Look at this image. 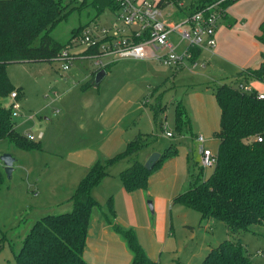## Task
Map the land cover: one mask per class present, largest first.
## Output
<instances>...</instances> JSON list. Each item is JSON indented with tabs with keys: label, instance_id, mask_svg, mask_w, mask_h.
<instances>
[{
	"label": "trees",
	"instance_id": "1",
	"mask_svg": "<svg viewBox=\"0 0 264 264\" xmlns=\"http://www.w3.org/2000/svg\"><path fill=\"white\" fill-rule=\"evenodd\" d=\"M71 0H69L70 2ZM183 0H158L161 7L174 4L182 16L183 12L194 13L212 4L215 0H187L185 9L180 10ZM237 0H222L220 7L226 9ZM65 0H0V140L21 151H43L39 141L29 140L16 131V122L12 116L13 101L22 97V88L13 86L7 76L6 67L14 63L56 62L60 50L79 36L88 26H78L71 32L66 44H59L48 36L59 21L74 12L75 7L67 9ZM92 6L95 16L107 10L114 14L119 9L117 0H82V6ZM226 13H223V17ZM231 24V23H229ZM256 41L264 46V20L258 28ZM39 39L37 46L34 41ZM192 61L199 58L200 50L191 49ZM87 53V51H85ZM88 54V53H87ZM257 68H246V74L233 79L229 85L216 83L212 90L215 103L220 111L219 129L213 135L217 142V164L205 179L190 184L188 190L173 198L172 203L194 210L200 222L212 219L222 222L227 233L235 236L241 232H250V227L259 225L264 228V99L259 100L254 91L244 92L240 86L252 82L264 84V53ZM110 67L108 65L105 69ZM81 86L85 90L95 84L94 76ZM154 126L162 129L164 106L156 102L149 106ZM175 122L172 131L175 138L186 133L191 136V127L181 102L174 108ZM261 137V143L254 138ZM155 139L150 134L139 133L126 143L124 150L103 162L96 161L82 176L70 197L71 210L62 214H49L35 220L22 239L21 247L15 254V264H88L83 256L86 245L88 222L92 210L99 204L91 195V190L107 175V169L113 164L131 162L118 174L124 191L134 192L145 189L150 174L159 168L168 158L177 154L176 144H171L160 153L159 160L152 170L144 168L137 159L141 149L146 148ZM201 168V167H200ZM4 173L0 169V188L4 182ZM106 213L103 218L112 225L115 233L122 238L132 253L130 264H160L150 260L140 247L132 229H122L112 222L115 215L113 200L107 199ZM178 264V263H175ZM200 264H255L239 240L225 239L211 247Z\"/></svg>",
	"mask_w": 264,
	"mask_h": 264
},
{
	"label": "rangeland",
	"instance_id": "2",
	"mask_svg": "<svg viewBox=\"0 0 264 264\" xmlns=\"http://www.w3.org/2000/svg\"><path fill=\"white\" fill-rule=\"evenodd\" d=\"M186 2L187 0H183L181 3L186 5ZM81 3L82 0H71L70 2L65 0L64 4H67V9L75 7V10L67 18L59 21V24L49 32L50 38L59 44H66L70 39L71 32L78 26L106 27L113 22L114 16L107 10L97 17L92 6L79 7ZM177 19H181V17ZM176 39V35L170 36L171 41ZM253 39L250 46H243L239 42L235 47V53L230 55V59L237 62L242 61L246 56H252V59L257 58L264 48L257 43L256 38L253 37ZM38 43L39 39L35 40L33 45L37 46ZM139 62L141 61L122 60L114 63L110 67L107 77L101 84L99 83L98 87L92 85L85 90L91 94L96 90H108L109 99L113 97L124 100L125 107L122 114L126 117L124 123L127 128L123 137L132 139L139 132L155 136L150 145L138 153L137 159L141 161L148 152L160 153L174 143L182 150L186 149V146L190 145L191 135L186 133L182 138L165 137L164 130L162 131L158 126H154L153 122L151 124L147 120L148 117L150 118V114L146 113L149 107L147 106L148 109L141 112L137 118L131 114L135 106L138 104L154 106L156 102H159L161 107L164 106L162 122L166 123L169 129H173L174 108L178 102H181L190 123L191 133L199 134L202 127H208L209 130L217 128V106L207 104L210 100L215 101L212 90L216 83L219 81L230 85L234 81L233 79L246 74L244 70L236 74L235 68L237 67L216 60L210 62L209 65L205 64V67L199 66L190 69L189 66L179 69L180 71L166 68L155 62L145 65ZM202 63L203 60L200 58L198 64ZM93 70L95 68L92 61L85 59L76 60L68 70H62L58 62H39L34 65L32 63L29 65L14 63L6 67L11 83H18L23 88L21 107L26 111L24 115L34 114L35 117L28 124L35 133L43 132L45 137L40 144L41 147L43 145L47 148L45 150L48 152H24L9 145L5 140H0V156L3 153L14 154L16 163L11 177L4 180L0 189V264H15V254L19 251L20 239L32 227L35 220L49 214H62L70 211L71 209L67 208L61 210L62 212L41 210H46L47 206L58 201H66L70 193H73L69 184H72L71 181L77 177L80 179V176L84 175L92 166L89 164L91 158L95 157L94 162L97 160L103 162L105 159L103 152L108 148L109 141L106 140L107 137L99 135L100 129L97 125L100 123V110L106 99H98L92 111L86 114L84 109L80 108L85 102L78 97L82 90L81 86L89 79L88 76ZM69 88H72L73 92L62 102L66 104L65 109H62L60 106L64 104L56 103L55 96ZM87 96L85 99H88ZM16 101L20 103L19 100ZM63 113H69V116H65V123H69V119L71 120V113L76 117L79 116L82 120L87 116L93 117L94 115L96 119L91 129L94 134L90 135L92 131L89 134L83 133L86 131L83 129L86 123L80 121L73 122L71 120L74 126L59 125L57 120L62 117ZM26 128L27 125H22L19 130L22 132ZM58 130L63 131L62 141L58 137ZM68 134L72 136H68ZM207 139L210 141V148L214 151L216 142L211 138ZM26 166H30L29 170ZM193 168V173L197 175L196 164ZM210 171L206 170V173ZM99 201L100 209L105 210L106 202L102 204ZM148 202L150 200L146 201V206ZM96 208L92 210L93 215L98 214V208ZM148 209L154 217V211H150L149 206ZM186 212V220L195 226L196 232L193 239L188 240L178 230L180 222L174 219L175 236L181 239L185 245V247L181 246L182 251L179 250L174 254L179 260L178 264H200L208 253H205L207 244L218 245L225 239L239 240L253 263L264 264L263 227L253 225L250 227V232H241L232 236L225 231L224 223L219 221L216 222L210 233H204L205 231L202 232L197 227L198 213L191 209Z\"/></svg>",
	"mask_w": 264,
	"mask_h": 264
},
{
	"label": "crops",
	"instance_id": "3",
	"mask_svg": "<svg viewBox=\"0 0 264 264\" xmlns=\"http://www.w3.org/2000/svg\"><path fill=\"white\" fill-rule=\"evenodd\" d=\"M225 13L226 15L219 21L215 32L216 45L214 47V53L209 54L206 52H202L199 55L198 60L201 58L204 62V65H209L210 62H215L216 60L228 65H232V67L235 66L237 67L235 68L237 70L236 74L239 71L245 70L246 68H257L261 62L260 54L264 53V51L261 52L255 59H252V56H246L245 59L237 62L231 60L230 55L235 53V47L239 44V42H241L243 46H250L251 40H254L253 37L256 38L259 35L258 28L260 26V23L264 20V0H237L229 5ZM259 45L262 46L261 44ZM262 47L264 48V46ZM139 63L143 65L153 64L152 62L146 61H141ZM32 64L34 65L37 63ZM113 65L114 64H111L110 67ZM110 67L107 70H103L105 71V76L99 82L100 84L107 77V73L111 69ZM95 71H97L96 68L95 70L91 71L88 76L89 79L91 78V74ZM217 83H219V81ZM12 85L22 88V86H20L18 83ZM251 85L256 90H264L263 83L261 84L259 82H252ZM68 90L70 91L63 95L59 101L55 102L62 103L64 99L73 92V89L69 88L61 92L62 94ZM108 93V90H96V92L92 94L89 91L81 90L78 96L80 97V100H84L85 102L82 106H80V108L84 109V113L86 114L92 111V108L96 105L98 99H106L103 103V107L100 110V123L97 125V127L100 129L99 135L107 137L106 140L109 141L108 148L103 152V157L105 159H108L109 157L122 152V150L126 146V143L131 140V138L127 139L126 137H123L127 128L126 124L124 123L126 117L124 114H122L124 111L125 102L120 98L111 97V99H109ZM61 94H57V96ZM86 95H88V99H85ZM21 99L19 100L20 105L22 103ZM62 104L64 105L60 107H62V109H65L66 104ZM207 104H210L211 106H217V104H215V101L213 102L211 100L208 101ZM147 106L149 107L150 105L145 104L144 106H142L141 104H138V106H135V108L132 109L133 111L130 112L138 118L141 112H143L145 109H148ZM147 111V115L150 114V118L148 117L147 120L152 124L151 113L149 109ZM217 111V128H212L209 130L208 127H202L199 134L195 133L190 136V145H187L186 149L182 150L176 145L178 153L171 158H168L159 168L151 173V176L148 179V185L145 189L136 190L134 192L124 191L121 186L118 174L124 171L125 168L130 165L131 162L125 160L109 167L107 169L106 177L100 182L98 186L94 187V189L91 190V195L94 200H96L97 202L100 200L102 204L105 203L111 196L113 200V207L115 210V215L112 219V222L122 229H132L135 233V236L137 237L140 247L144 252H146L148 258L154 262H159L160 264H174L179 262L174 254L179 250L182 251V247H185V245L181 239L175 236L176 233L174 232V219L180 222V225L178 224V230L180 231V233H182L183 236L188 238V240H192L195 236V226L193 224H190L188 220H186V211L188 209L184 208L181 205L172 203V200L177 195L186 192L192 182L197 181L199 178L201 180L205 179L211 174V171L206 173V170L200 168L199 158L196 152V143L194 139L197 135H202L205 140L207 138H211L212 141L214 140L213 135L219 129L218 121L220 111L218 107ZM20 112L21 116L15 118V130L20 132L19 127L22 125H27V128L20 133L23 135L27 133L36 134L33 131L32 127L29 126V121L26 120L27 115H24L26 111L21 107ZM70 115L73 122L80 121L86 123L83 127V129H85L86 131L83 133L89 134L90 131H92V125L94 123V120L96 119L94 115L93 117L87 116V118H83L84 120L80 119L79 116L76 117V115H74L73 113H71ZM65 116H69V113H63L62 117L57 120L58 124L60 123L59 125H64L66 127L74 126L73 122L70 119L69 123L64 122L66 120ZM58 131V137L62 141L63 131ZM139 133L148 134L145 132ZM139 133L135 134L134 137ZM93 134L94 132L92 131L90 135ZM68 136L72 135L68 134ZM44 137L45 135L43 134L42 138L39 140L40 143L42 142V140H44ZM205 142L206 146L210 148V141H208L207 139ZM42 147L43 151L41 152L47 153L48 151L45 150L47 148H45L43 145ZM214 149V151H216L215 147ZM153 152L155 151L148 152L144 156L142 162L144 163L147 160V157ZM11 156L14 158V154H11ZM86 159L89 160V158L87 157ZM94 159L95 157L91 158L89 160V164L93 165ZM15 164L16 163L14 158L13 167L15 166ZM120 164L122 166H119ZM194 164H196L198 168L197 175L193 173ZM26 167L27 170H29L30 166ZM0 169L3 172L2 163H0ZM206 174L208 175L206 176ZM82 176L83 175L80 176V179L82 178ZM4 179L8 180L5 178V175ZM78 179L79 177L72 180V184H69L70 189L72 187L73 191L79 183L80 179ZM72 194L70 193V196H72ZM68 198L65 202L58 201L53 205L47 206V208H45L46 210L43 209L41 211L52 212L51 210L61 211L64 208L71 209V202L67 201ZM147 200H150L151 202L152 210L155 214L154 217H152V215L149 213L148 206H146ZM104 213H106V208L105 210H101L100 208H98V214L93 215L92 212L91 219L88 222L89 224L86 233V245L83 251L85 261L88 264H130L132 253H130L122 238L119 237L117 233H115L112 225L104 220ZM197 220V227L201 229L200 231H205L204 233H210L212 231V228H214L216 224V221L212 219L200 222L199 215ZM29 230L30 229H28V231ZM225 231L227 230L225 229ZM23 237L20 239V247ZM214 246L216 245L207 244L205 253L209 252L208 249Z\"/></svg>",
	"mask_w": 264,
	"mask_h": 264
},
{
	"label": "built area",
	"instance_id": "4",
	"mask_svg": "<svg viewBox=\"0 0 264 264\" xmlns=\"http://www.w3.org/2000/svg\"><path fill=\"white\" fill-rule=\"evenodd\" d=\"M119 9L113 14V22L106 27L91 25L85 28L79 36L71 39L59 52L56 62L62 70H68L76 60L92 61L97 71L122 60L155 62L174 70L189 67L195 69L204 67V62L198 64V59L192 61L191 49H197L209 54L214 53L216 45V29L225 12L220 5L222 0L199 9L197 12H183L178 16V9L172 3L161 7L154 0H117ZM180 10L185 9L183 3H178ZM181 19H177L180 18ZM171 35L177 39L170 40ZM87 51V53H85ZM246 92L254 91L259 100L264 99V90H256L251 83L240 86ZM70 90L55 96L59 101ZM9 98L13 101L12 116H20L21 105L16 101V92H11ZM34 114L27 115L31 121ZM164 135L174 137V132L166 123H162ZM31 141H39L43 133H27ZM261 143V137L254 138ZM196 152L201 169L213 170L217 164L216 151L206 146L202 135L194 139Z\"/></svg>",
	"mask_w": 264,
	"mask_h": 264
},
{
	"label": "water",
	"instance_id": "5",
	"mask_svg": "<svg viewBox=\"0 0 264 264\" xmlns=\"http://www.w3.org/2000/svg\"><path fill=\"white\" fill-rule=\"evenodd\" d=\"M104 76H105V71L103 70L98 71L94 76L95 84H99V82L102 80ZM159 157H160L159 152L155 151L151 153L147 157V160L143 163L144 168L148 171L152 170L156 162L159 160ZM0 163L3 164V173L5 175V178L9 179L13 171L14 158L9 153H3L0 156ZM147 206H149L150 211H152V206L150 202L147 203Z\"/></svg>",
	"mask_w": 264,
	"mask_h": 264
}]
</instances>
